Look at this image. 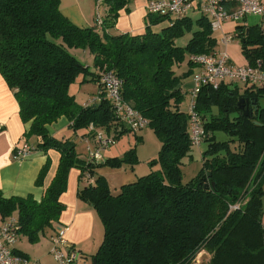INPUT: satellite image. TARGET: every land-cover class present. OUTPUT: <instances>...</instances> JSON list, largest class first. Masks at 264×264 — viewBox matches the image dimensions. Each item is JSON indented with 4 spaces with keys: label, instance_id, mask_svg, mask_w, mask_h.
<instances>
[{
    "label": "trees",
    "instance_id": "1",
    "mask_svg": "<svg viewBox=\"0 0 264 264\" xmlns=\"http://www.w3.org/2000/svg\"><path fill=\"white\" fill-rule=\"evenodd\" d=\"M101 1L107 7L105 15L97 12L102 26L80 28L62 13L61 0H0V74L14 92L22 121L31 124L25 137L40 139L36 150L60 154L57 174L40 202L6 198L0 189L1 219L17 213L18 236L38 244L59 221L65 209L60 197L70 170L77 168L81 179L87 173L95 178L78 197L96 210L104 226V239L93 256L97 264H193L202 251L211 255L208 264H264V88L242 91L227 84L200 90L196 111L208 147L202 152V169L184 183L181 166L192 157L193 147L180 86L196 68L190 57L216 48L210 20L188 16L157 33L153 27L166 20L147 14L144 33L111 36L106 31L116 27L132 0ZM243 23L235 34L248 65L260 62L264 69V29ZM186 34H191L189 43L178 46L176 40ZM72 50L88 51L96 71ZM184 63L187 71L177 75L175 67ZM103 71L121 79L124 99L148 120L162 143L158 158L150 162L160 169L117 193L96 170L134 166V150L123 159L88 163L79 158L75 141L58 140L47 128L66 117L74 132L94 124L113 131L117 140L130 133L120 130L105 98L83 107L70 92L80 77L98 82ZM242 98L252 111L249 116L239 108ZM217 133L231 139L218 141ZM49 166L48 160L38 186H44Z\"/></svg>",
    "mask_w": 264,
    "mask_h": 264
},
{
    "label": "crops",
    "instance_id": "2",
    "mask_svg": "<svg viewBox=\"0 0 264 264\" xmlns=\"http://www.w3.org/2000/svg\"><path fill=\"white\" fill-rule=\"evenodd\" d=\"M147 1L132 0L128 5V11L123 10L120 12L116 27L107 30L106 33L111 36L122 34L140 35L144 33L146 28ZM61 11L76 26L80 28H94L96 26L97 12L103 16L107 12V7L101 0H61ZM246 20L243 24L249 26ZM167 27L168 24L165 22L153 27V30L160 33ZM81 51L72 50L71 52L81 62L89 66L91 71H96L93 68V56L88 51ZM177 67H179L177 75H182L187 71L185 63ZM189 79L190 77L184 79L180 86L182 92L185 94V99H187L189 94L191 95V91L194 88V83ZM75 86L78 88L77 93H82L80 100L82 103L80 105L83 107L88 106L100 90L97 80L90 82L82 80L81 77ZM73 92L71 93L76 97V92ZM30 126L31 124H26L22 121L19 104L14 96V92L0 74V189L6 198L33 197L34 200L40 202L44 196L45 189L52 183L57 174L60 154L56 150H49L47 152L36 150L24 160H14L13 151L16 147L29 143L37 148L40 143V139L37 137L30 139L25 137ZM70 126V121L66 117H62L47 128L50 135L58 140L71 139L75 141L79 158L85 161L87 145L82 138L85 137L87 130L74 132ZM48 160L50 163L49 171L44 181V186L41 187L36 184V181ZM185 161H189V158H186L184 163ZM102 171H105V168L97 169L96 175L105 177L104 173L100 174ZM80 177V169L73 168L70 170L67 189L60 197V202L65 206V209L59 221L55 222L51 228L45 230L38 244L32 245L26 237L19 235L15 245L16 251L31 260L39 261L41 264H55L50 255L52 240L57 230L61 226H66L68 228V240L75 245L81 255L78 264H89L90 260H93V256L99 250L104 239V226L96 210L89 203L80 200L78 197L79 191L90 183L94 184L95 178H92L88 182L86 178L81 179ZM17 215V213H14L11 218L16 219ZM6 221L2 220L0 216V224Z\"/></svg>",
    "mask_w": 264,
    "mask_h": 264
},
{
    "label": "built area",
    "instance_id": "3",
    "mask_svg": "<svg viewBox=\"0 0 264 264\" xmlns=\"http://www.w3.org/2000/svg\"><path fill=\"white\" fill-rule=\"evenodd\" d=\"M230 6V8H227ZM147 14L164 18L168 25L174 21L186 18L194 12L207 17L213 33L224 30L226 23H243L249 17H259L264 21V0H148ZM96 23L102 26V17L97 14ZM224 32V31H223ZM230 33L223 34L221 44L226 48L233 42ZM190 60L199 69L194 88L191 91V104L188 108L189 133L192 147L200 148L204 143L206 134L203 122L196 111V102L200 90L210 87L219 90L223 85L244 88H264V69L258 62L255 65H237L229 57L227 51L215 50L209 54L192 55ZM99 93L90 102V105L99 104L105 98L111 105L118 127L138 134L148 127L145 119L123 96L122 81L113 71H103L98 78ZM119 130V131H120ZM129 133V134H130ZM82 138V137H80ZM82 140L86 143V158L88 163L103 161L102 151L111 147L117 139L116 134L104 128L91 124ZM36 148L29 143L16 147L13 158L21 161L30 156ZM91 179L90 174H86ZM239 205L233 207L238 209ZM17 221L11 218L0 224V264H41L15 252L18 240ZM68 228L61 226L53 237L50 255L55 264H78L81 258L75 245L67 238Z\"/></svg>",
    "mask_w": 264,
    "mask_h": 264
},
{
    "label": "rangeland",
    "instance_id": "4",
    "mask_svg": "<svg viewBox=\"0 0 264 264\" xmlns=\"http://www.w3.org/2000/svg\"><path fill=\"white\" fill-rule=\"evenodd\" d=\"M190 17L196 20L200 18L201 15L199 14V12L198 13L194 12L190 15ZM246 22L249 26L260 25L264 29V21L259 17L251 16L246 20ZM238 24L240 23L228 22L223 26L224 29L223 31L225 33H230L234 38L233 42L227 48L221 44V40L223 38L224 32L222 30H219L214 33V37L217 40V45L213 51L215 50H219L221 52L227 51L229 57L235 64L247 65L248 62L242 51L241 39L237 37L235 34V29L238 26ZM190 39H191V34H186L184 37L176 40V44L180 47H185L189 43ZM175 69L177 73H179L178 70L179 67H175ZM198 72L199 69L196 67L193 70L192 75L190 76L189 80L191 82L194 83L195 77ZM75 85L76 83L72 85L73 87H71L72 90L70 89V92L76 90L75 92L77 97V103L80 105L82 103L80 102L82 98L81 95L82 93L81 94L77 93L78 88H76ZM241 88L243 91L244 87L242 86ZM191 100H192V96L189 94L187 96V99H185V101L182 104L181 109L183 111L185 112L188 111V108L191 104ZM261 104H264L263 99L261 100ZM136 135L137 136H135V134L132 133L123 135L113 145H111V147L102 151V157H104V161L110 159L109 157L123 159L129 151H133V150H134V155L136 157V163L134 166L125 164L121 168L104 167L105 171L100 172V174L101 173L105 174L107 182L113 193L119 192L123 185L133 183L138 178L146 176L152 171H157L160 169V167L157 165L154 166L150 165V162L152 160L158 158V155L162 147V143L159 137L149 127H146ZM216 136L218 141H228L231 139L229 135H226L224 133H217ZM207 147H208V143L206 142L203 143L199 149L193 147L192 159L189 158V161H185V163L181 166L184 183H188L191 180H193L202 169V152L205 151ZM263 225H264V216H263ZM210 259H211V255L206 251H202L196 257L193 264H208ZM90 261L91 262L89 264H94L93 262L94 260H90Z\"/></svg>",
    "mask_w": 264,
    "mask_h": 264
},
{
    "label": "water",
    "instance_id": "5",
    "mask_svg": "<svg viewBox=\"0 0 264 264\" xmlns=\"http://www.w3.org/2000/svg\"><path fill=\"white\" fill-rule=\"evenodd\" d=\"M244 101H245V99H240V101H239V108H240V110H244V112H245V116H249L250 115V113H252V111L250 112V109H249V105L247 106V107H244ZM248 102V101H247ZM94 264H97V260L96 259H94Z\"/></svg>",
    "mask_w": 264,
    "mask_h": 264
}]
</instances>
